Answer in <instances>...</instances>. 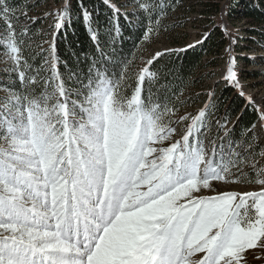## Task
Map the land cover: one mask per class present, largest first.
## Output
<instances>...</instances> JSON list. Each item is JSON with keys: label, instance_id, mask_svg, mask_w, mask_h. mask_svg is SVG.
<instances>
[{"label": "snow or ice", "instance_id": "1", "mask_svg": "<svg viewBox=\"0 0 264 264\" xmlns=\"http://www.w3.org/2000/svg\"><path fill=\"white\" fill-rule=\"evenodd\" d=\"M9 11L0 0L8 29L0 47L19 68L23 41ZM51 47L39 95L36 77L19 71L25 94L0 99V264H247L249 252L264 251V187L217 190L245 158L223 143L208 154L200 138L206 110L163 146L177 131L169 126L174 107L143 97L162 53L137 70L128 97L127 72L114 80L95 62L73 92ZM225 79L241 87L231 62ZM248 182L264 186V169Z\"/></svg>", "mask_w": 264, "mask_h": 264}, {"label": "trees", "instance_id": "2", "mask_svg": "<svg viewBox=\"0 0 264 264\" xmlns=\"http://www.w3.org/2000/svg\"><path fill=\"white\" fill-rule=\"evenodd\" d=\"M43 1L6 0L10 8L7 19L14 26L17 40L23 41L22 66H8L7 70L0 67V88L18 95H24V89L28 86L21 84L19 71H24L29 80L36 77L37 86L32 91L37 95L43 90L44 85L40 80L49 74L45 61L50 59L54 44L58 71L67 88L76 92L82 81L87 83L89 69L95 62L106 67L114 80L119 78L121 72H127L128 79L122 81L121 92H126L130 97L131 86L138 75L136 53L145 39L146 29L151 27V34L165 33L179 25L184 17L183 12L194 5V0H113L116 4H112L111 0H64L49 26L43 28L45 17L41 13L35 16L31 14L43 5ZM142 3L147 8H140ZM158 4L164 8L163 14L155 7ZM226 6L230 14H238L256 23L248 31L257 38H264V0H230ZM57 23L61 25L59 29L56 28ZM0 31V45H4L2 35L3 31L8 33V29L2 16ZM212 50L210 38L203 36L199 42L160 51L162 55L150 66L153 75L144 84L143 97L146 101L151 98L169 109L174 107L170 127L178 112L187 103L192 104L193 94L188 90L198 85L201 79L198 70ZM1 51H4L3 47H0ZM260 58L264 63V56ZM24 61L27 63L24 64ZM251 75L258 76L255 72ZM4 97L0 94V99ZM209 97L203 108L207 112L204 123L208 120V128L205 127L201 136H206L212 144L230 139L246 147L254 157L260 156L263 144L254 130L259 118L255 107L228 82L216 93L211 104ZM71 98L76 97L73 95ZM195 102L193 100V104ZM216 121L220 125L231 122L227 135L224 132L220 136L222 128L217 127ZM250 171L246 174L251 175Z\"/></svg>", "mask_w": 264, "mask_h": 264}, {"label": "rangeland", "instance_id": "3", "mask_svg": "<svg viewBox=\"0 0 264 264\" xmlns=\"http://www.w3.org/2000/svg\"><path fill=\"white\" fill-rule=\"evenodd\" d=\"M63 1L44 0L43 5L35 9L31 14L35 16L41 13L45 17L43 28H46L49 26L51 19L56 16L57 10L63 4ZM225 1H227L226 4ZM228 2L230 0H194V5L186 10L185 13L183 12L184 17L179 25H175L165 33H153L148 39H144L137 50L135 61L139 69L156 52L199 42L203 36L210 38V43L213 46L212 54L204 58L203 67L198 70L201 77L198 85L188 90V93L192 92L193 94L192 104L187 105V103L180 110L181 112H178L173 122L174 124H172V127L177 131L172 134L171 140L164 142L163 146L180 139V136L186 132L187 125L205 107L210 93L212 94L211 96L209 95L210 104L214 102L216 93L227 82L225 79L226 69L231 62L241 86L240 88L233 86V88L239 94L242 91V96L255 107L259 114L254 130L262 141L263 150L260 156L254 157L246 147H242L239 143H233L230 139L220 143L217 142L215 144L217 150L221 143H223L225 150L231 146L233 152L243 154L245 163L240 165V173H237L236 176H229L228 182H216V188L218 191L259 192L264 186L255 182L249 183L248 181H255L257 172L260 169H264V63L260 58L264 56V38H257L248 31L249 28L256 26V23H252L238 14H230L226 6ZM111 3L114 4L115 2L111 0ZM6 32L3 31V44L8 38V33ZM8 66H12V63L8 59L5 50L1 51L0 67L7 70ZM253 72L257 73L258 76L251 75ZM9 93L10 90L0 88V94L8 96ZM193 100H196L194 104ZM180 115L185 116L186 120L177 123L176 121ZM207 121L205 124L208 128ZM230 126L231 122H222L220 136ZM200 138L210 155L211 141L206 136H201ZM232 171L235 172L236 170L232 169ZM248 171H250L251 175L246 174ZM204 194L211 195L215 193L205 190ZM250 214L254 216V210H251ZM247 264H264V251L256 249L254 252H249Z\"/></svg>", "mask_w": 264, "mask_h": 264}]
</instances>
